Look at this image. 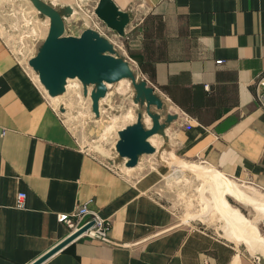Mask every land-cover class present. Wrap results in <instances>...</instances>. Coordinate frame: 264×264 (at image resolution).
Masks as SVG:
<instances>
[{"label":"crops","instance_id":"1","mask_svg":"<svg viewBox=\"0 0 264 264\" xmlns=\"http://www.w3.org/2000/svg\"><path fill=\"white\" fill-rule=\"evenodd\" d=\"M115 1L133 13L126 37L144 76L185 115L179 150L264 189V0ZM30 67L0 31V264H29L67 237L58 215L81 202L110 220L111 240L80 236L39 264H261L179 216L155 172L78 144Z\"/></svg>","mask_w":264,"mask_h":264},{"label":"rangeland","instance_id":"2","mask_svg":"<svg viewBox=\"0 0 264 264\" xmlns=\"http://www.w3.org/2000/svg\"><path fill=\"white\" fill-rule=\"evenodd\" d=\"M44 1H53V4L56 6L71 5L74 8V13L67 18L68 28L65 31L66 34H79L88 26L95 28L112 40L118 50L130 59L133 68L138 70L142 76H144L135 56V50L132 49L130 45V39L126 37V34L123 36L117 35L113 29L109 28L96 14L95 7L98 0ZM79 18L81 20H79ZM49 25L50 18L46 15H42L32 0H0V31L18 58L28 67H30L28 63L29 57L35 53L37 42L46 37ZM35 76L41 86L46 90L36 73ZM145 78L147 79V77ZM118 83H122V85L119 87L117 84L114 92L105 97L104 101L111 103L112 105L110 106L112 107L120 106L121 112L119 114H110L108 106L104 104L101 115L97 117L92 110L91 96L84 94L83 83L79 78H69L66 92L58 97H51L53 103L61 112L64 121L73 132L78 144L103 157L106 161H108V155L99 152L97 146L101 142L107 140L109 142L108 148L111 151L115 140L119 137V129L134 122L139 110H144V120L147 125H151L152 123L145 108H142L138 102H135L131 98L130 94L132 93L133 88L130 85V80L124 78ZM149 83L152 84L151 82ZM91 88L92 87L90 86L89 90H91ZM156 90L158 89L156 88ZM162 97L165 100L164 108L158 109L157 106L154 108L160 110L163 117H166L165 112L167 111L177 114V117L174 118L166 128L171 144V150L165 151L167 160L172 161L180 158V156H185L189 161L197 164V167L201 168L202 166L200 165L203 163L209 164L208 162L197 160L194 157L186 156L179 150L177 146L178 144H175L178 136L177 133H175L176 131H174V128L180 124L185 118V115L180 108L172 105L168 98L164 96ZM62 106L65 107L64 110L61 109ZM150 140L157 147H161L163 144V136H153ZM108 162L117 166L115 163ZM138 165L142 172L153 171L157 176L162 178L159 181L158 186L161 187V190H165V192L167 191V193L170 194V204L178 211L179 216L184 217L185 215L186 217L184 218L187 219L191 216L197 218V220H199L204 226H208L215 230L220 236L227 237L219 231L224 220L218 213L217 209L214 208L212 213H205L208 205H203L206 201L199 187L200 185L203 186V183L205 182L204 179H206L207 175L196 173L189 169L175 167L177 165L173 163L165 164L159 161L157 152L144 153ZM123 166H125V164H123ZM125 167L127 169L133 168ZM209 173L212 174V177L220 178L217 172ZM224 175L240 183L241 188L252 194H264V189L248 177L236 178L225 173ZM215 182L222 183L216 180ZM206 192L210 195L208 190H206ZM229 200L232 202L233 206L242 210L247 216H254V211L251 206L246 205L231 196H229ZM259 226L264 233V224L260 222ZM238 245H240L241 248H245L246 252H248L246 249L247 247L243 242Z\"/></svg>","mask_w":264,"mask_h":264},{"label":"water","instance_id":"3","mask_svg":"<svg viewBox=\"0 0 264 264\" xmlns=\"http://www.w3.org/2000/svg\"><path fill=\"white\" fill-rule=\"evenodd\" d=\"M32 1L42 15L50 18V25L46 37L37 42L35 53L29 57L28 63L38 74L40 81L51 96L65 93L68 78L77 77L83 83L84 94L91 96L92 110L96 116L101 115L104 104L108 106L110 114H113L114 112L109 106L112 104L104 100L101 102V99L109 90L114 92L118 81L127 77L133 88L130 94L131 98L138 102L142 108H145L152 119L151 125H147L144 120V110H139L134 122L119 129V137L115 140L111 151L108 148L107 140L101 142L97 146V150L108 155V161L115 163L117 167H121L123 164L135 166L142 159L144 153L157 152L159 161L165 164L173 163L194 171L191 166L185 165L184 159H187L185 156H180L172 161L167 160L165 151L171 150V144L166 128L177 117V114L167 111L165 112L166 117H163L161 111L154 108L155 106L158 109L164 108L165 100L161 93L138 70L133 68L130 59L118 50L114 42L89 26L79 34H66L68 21L65 16L72 15L74 12L72 6H56L53 1ZM95 12L119 36L126 34L127 25L133 18V13L130 10L122 9L115 0H98ZM79 20L81 19L79 18ZM108 83H113V85L109 87ZM90 86L91 90H89ZM64 108V106L61 107L62 110ZM155 134L163 136L161 147H157L150 140V137ZM91 224L92 222L69 234L29 264H39L77 237ZM252 254L258 257L261 264H264L263 254Z\"/></svg>","mask_w":264,"mask_h":264},{"label":"bare ground","instance_id":"4","mask_svg":"<svg viewBox=\"0 0 264 264\" xmlns=\"http://www.w3.org/2000/svg\"><path fill=\"white\" fill-rule=\"evenodd\" d=\"M65 18L67 21V18L69 17L65 16ZM69 78H72V77H69ZM74 78H77V77H73L72 79ZM117 84L119 87L122 85V83H117ZM108 85L112 86L113 83H108ZM110 93H112L111 90H109L108 93L104 97H102L101 102ZM58 96L59 95L53 96V97H58ZM110 107L114 113L119 114L121 112L120 106L119 107L110 106ZM137 115H138V112H137ZM153 136H157V135L155 134V135H152L151 137ZM185 165L191 166L194 169V172L196 173H202V174L207 175L206 179H204L205 182L203 186L200 185L199 188L206 201L205 204L203 205H206V204L208 205L207 211L205 213L207 212L212 213L214 211V208H216L218 213L224 220L222 226L219 229L220 233L227 236L230 239L235 240L238 243L243 242L246 245L247 249L250 251V253H255V254L260 253L264 255V233L262 232L259 226L260 222L263 223L264 221V194H260V193L252 194L244 190L243 188H241L240 183L224 175V173L214 168L212 165L203 163L200 165L202 166L200 168V167H197L198 166L197 164L190 163L187 161H185ZM127 167L132 168L134 166H127ZM175 167L184 168V167H179V166H175ZM209 172H215V173L217 172L220 178L212 177V174H210ZM215 180L220 181L222 183H216ZM206 190L209 191L210 195H208ZM229 196L234 197L238 201L251 206V208L254 211V216L249 217L242 210L233 206L232 202L229 200Z\"/></svg>","mask_w":264,"mask_h":264},{"label":"built area","instance_id":"5","mask_svg":"<svg viewBox=\"0 0 264 264\" xmlns=\"http://www.w3.org/2000/svg\"><path fill=\"white\" fill-rule=\"evenodd\" d=\"M259 85L260 98L264 104V75L260 77ZM25 197L26 191L18 192L16 205L23 207L25 205ZM58 217L60 220H64L71 227L70 234L92 222V224L77 237L91 236L99 237L104 240H111L109 237L110 220L102 216L97 210L90 208L87 202L77 204L72 213H59Z\"/></svg>","mask_w":264,"mask_h":264}]
</instances>
